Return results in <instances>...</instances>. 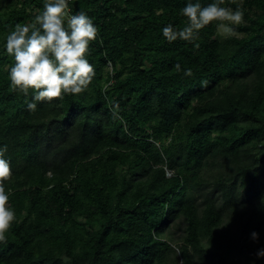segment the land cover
I'll return each mask as SVG.
<instances>
[{
    "label": "trees",
    "instance_id": "trees-1",
    "mask_svg": "<svg viewBox=\"0 0 264 264\" xmlns=\"http://www.w3.org/2000/svg\"><path fill=\"white\" fill-rule=\"evenodd\" d=\"M186 2L69 0L98 28L96 74L34 112L9 87L0 47L16 212L0 264H264V0H223L245 13L234 35L219 38L213 21L193 43H169L161 30L185 26ZM40 10L0 0V45Z\"/></svg>",
    "mask_w": 264,
    "mask_h": 264
},
{
    "label": "clouds",
    "instance_id": "clouds-1",
    "mask_svg": "<svg viewBox=\"0 0 264 264\" xmlns=\"http://www.w3.org/2000/svg\"><path fill=\"white\" fill-rule=\"evenodd\" d=\"M222 3L223 0H211L207 4L187 0L180 9L187 23L183 28L166 24L161 30L163 38L169 43L177 39L193 43L199 30L213 21L218 22L220 35H234L237 26L246 23L245 13L240 5L232 8L221 6ZM97 33V26L86 12H70L69 0H42V10L35 15L34 22L17 23L3 36L0 47L11 57L7 66L9 87L23 95L28 111H36L38 103L50 105L65 95L76 96L87 90L96 74L87 56ZM175 67L186 77L192 75L190 68L181 69L179 63ZM119 107L118 102H111L113 116L119 115ZM7 150L8 146L0 143V239L16 221L15 209L9 206L11 190L7 182L12 169ZM261 203L264 204V198ZM250 238L257 241L259 233L252 231ZM255 255L257 259L264 258V247L257 249Z\"/></svg>",
    "mask_w": 264,
    "mask_h": 264
},
{
    "label": "rangeland",
    "instance_id": "rangeland-1",
    "mask_svg": "<svg viewBox=\"0 0 264 264\" xmlns=\"http://www.w3.org/2000/svg\"><path fill=\"white\" fill-rule=\"evenodd\" d=\"M218 37H219V38H223V37H225V36L220 35L219 32H218ZM183 227H184V224H183V223L179 224V227H176V228L174 229L175 233H177V234H182V229H183Z\"/></svg>",
    "mask_w": 264,
    "mask_h": 264
}]
</instances>
